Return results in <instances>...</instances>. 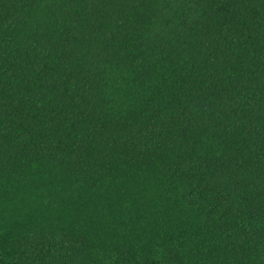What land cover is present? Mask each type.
Returning a JSON list of instances; mask_svg holds the SVG:
<instances>
[{
	"label": "trees",
	"instance_id": "1",
	"mask_svg": "<svg viewBox=\"0 0 264 264\" xmlns=\"http://www.w3.org/2000/svg\"><path fill=\"white\" fill-rule=\"evenodd\" d=\"M0 264H264V0H0Z\"/></svg>",
	"mask_w": 264,
	"mask_h": 264
}]
</instances>
